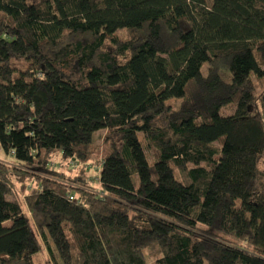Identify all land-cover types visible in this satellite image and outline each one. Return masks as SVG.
Returning a JSON list of instances; mask_svg holds the SVG:
<instances>
[{
	"label": "trees",
	"instance_id": "16d2710c",
	"mask_svg": "<svg viewBox=\"0 0 264 264\" xmlns=\"http://www.w3.org/2000/svg\"><path fill=\"white\" fill-rule=\"evenodd\" d=\"M263 106L264 0H0V264H264Z\"/></svg>",
	"mask_w": 264,
	"mask_h": 264
},
{
	"label": "rangeland",
	"instance_id": "374dc122",
	"mask_svg": "<svg viewBox=\"0 0 264 264\" xmlns=\"http://www.w3.org/2000/svg\"><path fill=\"white\" fill-rule=\"evenodd\" d=\"M206 2H207V4H210V0H206ZM116 34L122 39H125L127 36V33L124 30H119ZM228 79L229 78H227V80ZM169 102H171V101H169ZM234 110H235V105L230 103V104H227V105H225L219 109V115L230 116L234 113ZM105 133H106L105 131H98L94 134L93 141L89 147L91 159L88 162H86L84 164L78 163V164H74V165L69 166V167H71L72 172H76L77 170L82 168V165H83V167L85 168L84 170H86V172L88 173L89 182L95 186H96L95 183H96L97 172H98L101 160H102V154L104 153L103 138H104ZM148 157H149V155H148ZM2 158H3V160L8 159L5 157H2ZM61 165H63V162L58 155L54 156L51 159V162H50L51 168H58ZM134 180L136 182V177ZM32 187L33 186H31V188ZM35 260L38 264H50L49 257L44 250H42L40 253H38L36 255ZM146 264H154V259L152 257L146 255Z\"/></svg>",
	"mask_w": 264,
	"mask_h": 264
},
{
	"label": "built area",
	"instance_id": "2783aa9c",
	"mask_svg": "<svg viewBox=\"0 0 264 264\" xmlns=\"http://www.w3.org/2000/svg\"><path fill=\"white\" fill-rule=\"evenodd\" d=\"M264 107V106H263ZM75 163H71V165H74ZM72 199V198H71Z\"/></svg>",
	"mask_w": 264,
	"mask_h": 264
}]
</instances>
